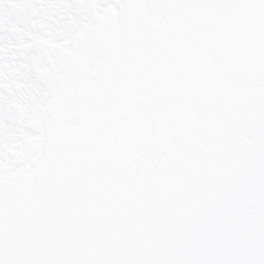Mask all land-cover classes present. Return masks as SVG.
Masks as SVG:
<instances>
[{
	"label": "snow or ice",
	"instance_id": "snow-or-ice-1",
	"mask_svg": "<svg viewBox=\"0 0 264 264\" xmlns=\"http://www.w3.org/2000/svg\"><path fill=\"white\" fill-rule=\"evenodd\" d=\"M0 264H264V0H0Z\"/></svg>",
	"mask_w": 264,
	"mask_h": 264
}]
</instances>
